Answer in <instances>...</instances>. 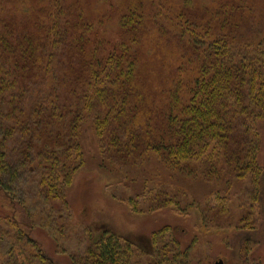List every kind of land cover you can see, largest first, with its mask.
I'll return each mask as SVG.
<instances>
[{"label": "rangeland", "instance_id": "rangeland-1", "mask_svg": "<svg viewBox=\"0 0 264 264\" xmlns=\"http://www.w3.org/2000/svg\"><path fill=\"white\" fill-rule=\"evenodd\" d=\"M105 1L92 0V11L98 4L95 13L105 15ZM142 1L151 18L154 12L169 18L170 28L158 30L151 23L155 31L136 47L155 107L180 68L188 77L189 69L196 71L185 61L190 49L210 41L203 28L234 39L233 45L254 42L264 48V0H231L229 7H223L227 0ZM213 14L222 20L207 26ZM119 17L102 27L115 44ZM197 17L205 20L195 28L189 20ZM180 22L184 27L177 30ZM183 30L185 38L200 34L195 45L187 41L184 49L176 40ZM46 78L31 82L36 86L27 87L25 102L24 96L13 101L0 96V155L6 153L0 174V264H88L90 252L112 236L131 264H264V191L251 174L235 176L216 158L171 164L169 157L154 153L106 156L112 161L103 157L104 163L101 152L108 139L97 135L92 119L74 126L76 131L65 122L29 130L25 126L36 118L30 104L43 100L49 83L57 91V78ZM52 131L60 133L54 149L65 153L61 158L47 156L55 155L48 149L55 143L49 139ZM250 131L254 136L253 127ZM257 131L258 164L264 169V123ZM73 144L81 154L68 150ZM67 174L72 176L66 184Z\"/></svg>", "mask_w": 264, "mask_h": 264}, {"label": "trees", "instance_id": "trees-1", "mask_svg": "<svg viewBox=\"0 0 264 264\" xmlns=\"http://www.w3.org/2000/svg\"><path fill=\"white\" fill-rule=\"evenodd\" d=\"M121 1L114 6L106 0L105 15H101L95 13L98 4L92 11V0H0V96L10 101L24 96L25 102L29 85L57 78V91L49 83L43 100L30 104L36 118L25 126L29 130H50L65 122L69 131H76L75 127L92 119L97 135L108 139L101 148L103 162L112 161L106 156L132 153L166 156L171 164L172 160L180 164L205 158L213 163L216 158L235 176L251 174L264 191L257 131L264 123L263 43L233 45L234 39H220L203 28L210 41L199 50L190 49L185 61L193 62L196 71L189 69L188 77L180 68L164 101L155 107L149 98L148 76L139 69L142 56L136 47L155 31L151 23L158 30L170 28L169 18L156 12L151 18L142 0ZM233 3L227 0L223 7ZM118 13L115 24L120 42L115 44L102 27H108ZM219 16L211 15L206 25L221 21ZM204 20L197 17L189 22L197 28ZM183 27L181 22L174 26ZM186 34L178 31L176 37L184 49L183 43L195 45L198 39L195 34L185 38ZM59 137L52 131L49 139L55 143L48 146L52 152ZM77 146L68 150L81 154ZM217 151L219 155L213 157ZM252 153L253 159L249 158ZM64 155L57 150L47 156ZM5 159L6 153H1L0 174L5 172ZM71 176L66 175V184ZM121 249L115 237H106L96 252H90L88 264H131L128 252Z\"/></svg>", "mask_w": 264, "mask_h": 264}, {"label": "water", "instance_id": "water-1", "mask_svg": "<svg viewBox=\"0 0 264 264\" xmlns=\"http://www.w3.org/2000/svg\"><path fill=\"white\" fill-rule=\"evenodd\" d=\"M217 264H222V262H218Z\"/></svg>", "mask_w": 264, "mask_h": 264}]
</instances>
